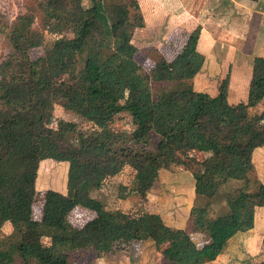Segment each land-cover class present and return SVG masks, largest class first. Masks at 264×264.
I'll return each mask as SVG.
<instances>
[{"label":"trees","instance_id":"1","mask_svg":"<svg viewBox=\"0 0 264 264\" xmlns=\"http://www.w3.org/2000/svg\"><path fill=\"white\" fill-rule=\"evenodd\" d=\"M250 1L264 10L261 0ZM143 27L136 0H37L12 23L0 12L9 48L0 62V232L13 228L0 239V264H72L76 251L112 255L133 240H152L167 264H208L237 234L255 228L264 207V183L251 178L254 153L264 148V57L253 59L248 101L231 104L230 71L216 96L195 89L206 61L200 26L172 61L159 54L149 71L131 42ZM40 48L44 54L33 60ZM63 76L70 81L54 84ZM57 104L95 125V139L71 121L48 126ZM122 113L131 116L130 132L112 126ZM187 149L202 151L203 165ZM47 159L69 164L66 194L37 191ZM126 163L136 170L131 194L143 200L173 165L192 174L197 196L214 198L230 180L246 185L226 194L228 214L215 216L210 204L192 208L187 231L158 213L111 211L92 198ZM76 208L95 216L76 227ZM190 232L206 237L205 245L199 248Z\"/></svg>","mask_w":264,"mask_h":264},{"label":"rangeland","instance_id":"2","mask_svg":"<svg viewBox=\"0 0 264 264\" xmlns=\"http://www.w3.org/2000/svg\"><path fill=\"white\" fill-rule=\"evenodd\" d=\"M36 8L37 0H0V12L9 23L14 22L19 15ZM177 10L179 9H176V11ZM141 11L143 16L147 15V10L143 8L142 5ZM256 19L257 18H255V20ZM257 23L253 26V38L247 40L245 42L247 44L240 47L242 51L238 50V54L245 53L243 59L239 57L236 59L237 62L239 61L242 63L241 66L247 67L255 56L253 53V42L256 35ZM223 26H225V24H223ZM37 27H40V16L37 20ZM262 27L264 28V26ZM139 30L141 29L137 30L131 42L140 48V54L137 56V59L143 65L144 69L149 71L154 63H152L153 59L151 62H147L146 56L153 54V51L145 47L151 45V37H148L147 34H143V32ZM63 34L69 37L73 36L72 32L69 30L64 31ZM48 35L51 37L50 32H48ZM228 35L226 34L227 37ZM252 36L250 35V37ZM234 43L237 44V42ZM229 48V45L225 41H218L214 52V54L218 55V68L215 69V67H213L214 69H211L212 66H214V64H211V67L208 66V68L203 71L202 77L205 78L204 80H206V82L210 83V87L207 90L209 93L206 92L209 95H211V92H217L222 79L229 71L233 69L236 70L231 61L232 57H227ZM8 51L9 48L6 40L0 37V62ZM179 52L180 51H177V48L173 46L172 55L176 54L177 56ZM43 54V48L35 49L31 57L35 60L40 58ZM246 54L248 56H246ZM244 71H246V69ZM69 81L70 78L68 76H63L55 79L53 82L54 84H63ZM47 96H50V92H47ZM254 111L255 110H252L253 113ZM61 120L76 123L80 132H83L92 140H94L98 134V129L95 125L82 119L75 113L65 110L64 107L57 104L54 109V117L48 120L46 124L48 126H55ZM112 126L116 130H123L126 132H130L134 129L131 116L127 113H122L117 116ZM185 154H188L193 160L191 161L194 163L203 165L205 162L204 153L202 151L187 149L185 150ZM253 166L251 178L258 179L264 183V148H258L256 150ZM203 167H205V165ZM68 169L69 164L67 162H56L51 159L42 161L36 182L37 191L44 192L47 190H55L66 194ZM135 175L136 170L134 165L132 163H126L115 176L109 177L106 180L102 189L95 190L91 193L92 198L104 204L106 208L111 211H122L124 213L136 211L158 213L167 225L187 231L191 230L192 208L203 207L210 204L215 216L228 214L230 208L225 199L226 194L246 185V183L241 180H230L222 186L214 198L210 199L205 196H197L194 192L195 182L192 174L185 171L182 166L173 165L169 169H162L160 171L158 180L148 193L147 199L143 200L141 197L131 194ZM39 213L40 206L38 205L36 206V216L39 215ZM94 216L95 214L92 211L76 208L70 216V221L76 227H81ZM258 226L259 229L263 226L262 219H259ZM12 231V226L7 224L0 232V239L8 237ZM42 231L46 237L54 234V231L51 229H42ZM257 233H260L258 229ZM190 234L199 248L203 247L207 242V238L202 234H195L192 232H190ZM238 235L240 236L239 238L230 242V245L228 244L226 251L221 255V259H217L208 264H257L260 261H264V243L262 242L264 235L258 234L253 236L250 241L251 247L249 250L244 246V241L249 234L244 235V233H239ZM71 260L72 264H167L152 240L143 242L133 240L129 242L126 247L118 249V251L112 255L100 256L96 252L76 251L72 255ZM15 264H21V261Z\"/></svg>","mask_w":264,"mask_h":264},{"label":"crops","instance_id":"3","mask_svg":"<svg viewBox=\"0 0 264 264\" xmlns=\"http://www.w3.org/2000/svg\"><path fill=\"white\" fill-rule=\"evenodd\" d=\"M136 1L141 3L142 7L147 10V15L144 16L145 27L139 30L151 37V45L145 48L152 50L153 54L146 56L147 62H151L159 54L168 61L172 60L176 56V54L172 55L173 46L177 48V51H181L189 35L200 26L202 34L199 42V51L205 56L206 61L202 71L195 77V89L204 93L208 92L210 83L204 80L205 78L202 77V74L208 66H212L211 64H214L211 69H214L213 67L215 69L218 68V55L214 54V52L217 42L223 40L230 47L227 57H232L233 67L236 68V70L230 71L231 84L228 100L231 104L248 101L247 94L252 77L251 65H253V59L257 56L264 57V28L262 27L264 26V10L258 3L250 0ZM261 2L264 5V0H261ZM176 9L179 10L176 11ZM255 18L259 20H255ZM256 23L257 30L253 42V53L255 56L247 67H244L236 59L238 57L243 59L245 53L238 54V50L242 51L240 47L246 45L247 43L245 42L253 38V26ZM226 34H229L228 37ZM234 42H237V44ZM246 56L248 55L246 54ZM245 69L246 71H244ZM217 93L218 90L210 94L216 96ZM259 219L263 221V226L260 229L258 226ZM257 229L260 233H257ZM245 234H249L244 241V246L249 250L252 237L258 234L264 235V207L258 208L256 211L255 228ZM239 237L237 234L228 244L230 245V242L235 241Z\"/></svg>","mask_w":264,"mask_h":264}]
</instances>
